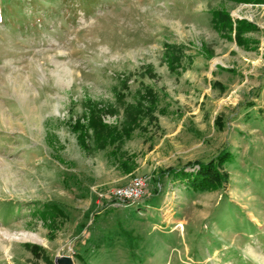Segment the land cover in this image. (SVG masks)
Listing matches in <instances>:
<instances>
[{
	"label": "rangeland",
	"instance_id": "1",
	"mask_svg": "<svg viewBox=\"0 0 264 264\" xmlns=\"http://www.w3.org/2000/svg\"><path fill=\"white\" fill-rule=\"evenodd\" d=\"M64 255L264 264V0H0V264Z\"/></svg>",
	"mask_w": 264,
	"mask_h": 264
},
{
	"label": "trees",
	"instance_id": "2",
	"mask_svg": "<svg viewBox=\"0 0 264 264\" xmlns=\"http://www.w3.org/2000/svg\"><path fill=\"white\" fill-rule=\"evenodd\" d=\"M231 160V156L227 154V152H225L220 155L215 161H209L206 164L200 161H195V163L198 164L199 171H197L193 176H188L189 188H192L194 191H201L207 190L209 188L211 189L215 187H220L222 185V182L225 181L226 178L223 174H218L217 166H222L223 164ZM164 173L175 175L180 172L175 169H170L166 172H162L161 174ZM185 177L187 178V175Z\"/></svg>",
	"mask_w": 264,
	"mask_h": 264
},
{
	"label": "built area",
	"instance_id": "3",
	"mask_svg": "<svg viewBox=\"0 0 264 264\" xmlns=\"http://www.w3.org/2000/svg\"><path fill=\"white\" fill-rule=\"evenodd\" d=\"M145 181L141 177H135L127 185L113 191V197L117 200L135 201L144 194Z\"/></svg>",
	"mask_w": 264,
	"mask_h": 264
},
{
	"label": "water",
	"instance_id": "4",
	"mask_svg": "<svg viewBox=\"0 0 264 264\" xmlns=\"http://www.w3.org/2000/svg\"><path fill=\"white\" fill-rule=\"evenodd\" d=\"M57 264H71V258L68 255L61 256L56 259Z\"/></svg>",
	"mask_w": 264,
	"mask_h": 264
}]
</instances>
